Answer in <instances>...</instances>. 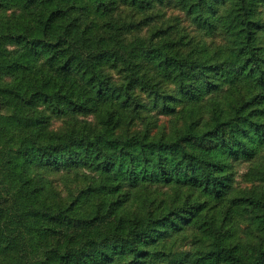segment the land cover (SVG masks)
Masks as SVG:
<instances>
[{
	"label": "trees",
	"instance_id": "1",
	"mask_svg": "<svg viewBox=\"0 0 264 264\" xmlns=\"http://www.w3.org/2000/svg\"><path fill=\"white\" fill-rule=\"evenodd\" d=\"M0 264H264V0H0Z\"/></svg>",
	"mask_w": 264,
	"mask_h": 264
},
{
	"label": "rangeland",
	"instance_id": "2",
	"mask_svg": "<svg viewBox=\"0 0 264 264\" xmlns=\"http://www.w3.org/2000/svg\"><path fill=\"white\" fill-rule=\"evenodd\" d=\"M58 125H59V121H56V122H55V126H58Z\"/></svg>",
	"mask_w": 264,
	"mask_h": 264
}]
</instances>
